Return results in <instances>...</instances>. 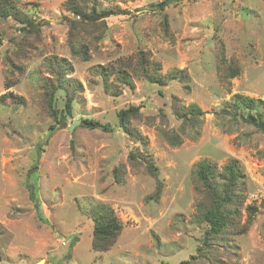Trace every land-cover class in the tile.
Returning a JSON list of instances; mask_svg holds the SVG:
<instances>
[{"label": "rangeland", "instance_id": "1", "mask_svg": "<svg viewBox=\"0 0 264 264\" xmlns=\"http://www.w3.org/2000/svg\"><path fill=\"white\" fill-rule=\"evenodd\" d=\"M15 1L40 31L25 32L11 18L0 22V98L7 94L0 99V264H264V133L222 113L235 94L264 101V0H172L162 11L151 5L163 0H99L130 13L106 19L88 60L68 43L67 19L75 16L67 0ZM139 50L160 62L164 74L185 69L189 88L178 79L158 85L129 68L133 85L112 72L107 89L99 66L126 59L134 66ZM54 55L71 62L69 76L81 88L72 113L51 131L55 121L44 108L42 85L53 77L47 62ZM229 65L238 68L236 76L228 75ZM173 96L205 111L199 137L183 134L178 146L162 136L180 130ZM57 97L63 109L65 91ZM130 105L140 108L130 126L146 146L119 123L118 111ZM83 119L109 123L112 131L87 127ZM75 120L81 122L69 131ZM137 149L158 167L159 199L150 198L157 180L129 162ZM234 159L244 174L237 227L205 246V200L195 171L201 161L221 169ZM116 166L124 167L122 183L114 178ZM96 202L111 206L123 223L106 252L92 247ZM248 205L258 210L241 232Z\"/></svg>", "mask_w": 264, "mask_h": 264}, {"label": "trees", "instance_id": "2", "mask_svg": "<svg viewBox=\"0 0 264 264\" xmlns=\"http://www.w3.org/2000/svg\"><path fill=\"white\" fill-rule=\"evenodd\" d=\"M171 1L163 0L152 4L151 7L162 11ZM65 7L75 16V18L69 17L67 19L70 26L68 43L73 54L83 60L90 59L89 45L97 44L104 37L108 28L106 19L111 15L130 13L127 9L119 7H101L99 0H67ZM8 18L19 23L21 25L20 29L25 32L40 31V24H37L26 11L22 10L15 0H0V22ZM165 18L167 19V16ZM2 41L0 34V45ZM121 63L118 66H99V71H101L107 89L113 85L110 82L112 72L116 75V81L133 85L129 68L135 72V75L145 77L152 83L168 85V81L178 79L185 88H189V75L185 69L176 68L164 74L159 71L160 62L152 60L144 50L138 51L134 66L131 65V60L127 59ZM47 67L53 77H46L43 81L44 108L55 121V124L50 125V130L54 131L59 125L65 123L66 112L72 113L75 94L81 88V83L69 76L72 71V64L64 57L52 56L47 62ZM227 69L230 77L238 74V68L234 65L227 66ZM62 89L65 91V106L63 109L59 108L57 97L58 91ZM6 95L4 94L0 99L4 100ZM171 109L176 119L181 121L180 130L173 128L164 130L162 136L173 146H178L183 142V134L189 135L192 139H197L205 119V111L202 107L197 103H181L178 97L173 96ZM222 113L234 118L240 117L245 123L264 133V101L260 98L235 94L228 102L227 107L223 108ZM139 115L140 108L136 105H130L118 111L119 123L128 135L146 146V138L143 134L130 126V118ZM83 123L90 128L101 127L104 131H112L109 123L102 124L94 119H83ZM128 159L132 167L144 165L147 173L157 180L156 191L150 198L159 199L162 184L158 178V167L151 155L140 149L131 150ZM195 172L197 180L203 187L202 193L205 201L200 206V221L205 222L208 226L203 237L204 245L208 246L212 239L230 233L231 229L237 227L234 221L240 212L243 168L236 159L226 163L221 169L213 162L205 160L198 164ZM124 174L123 166L114 167L113 175L116 182L122 183ZM261 205L264 206V198ZM247 210L249 214L248 221L244 228L240 230L241 232H246L247 227L253 223V216L257 213L258 208L256 205H248ZM91 215L94 219L92 247L95 251L106 252L116 243L123 228V223L114 212V209L105 203H94L91 206ZM198 250L200 252L202 247H199ZM191 258L194 259L195 256ZM183 263L187 264L188 262Z\"/></svg>", "mask_w": 264, "mask_h": 264}, {"label": "water", "instance_id": "3", "mask_svg": "<svg viewBox=\"0 0 264 264\" xmlns=\"http://www.w3.org/2000/svg\"><path fill=\"white\" fill-rule=\"evenodd\" d=\"M81 120H75L70 126H69V131H72L74 127L79 124Z\"/></svg>", "mask_w": 264, "mask_h": 264}]
</instances>
